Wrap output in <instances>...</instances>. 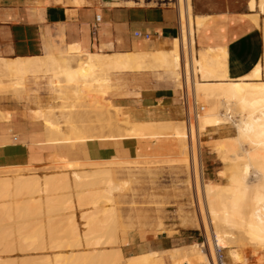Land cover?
Here are the masks:
<instances>
[{"label":"bare ground","instance_id":"1","mask_svg":"<svg viewBox=\"0 0 264 264\" xmlns=\"http://www.w3.org/2000/svg\"><path fill=\"white\" fill-rule=\"evenodd\" d=\"M61 2L62 0H57V3ZM76 4L80 5L81 0L77 1ZM176 6L179 35L172 39L168 49L135 50L109 55L96 54V52L83 53L77 56L0 59V91L4 92L3 89H7L5 81H3L4 78L8 79L9 89L17 94L27 78L47 77L51 82L53 92L56 94L59 107L56 112H53L54 110L42 111L40 113L41 121L47 124L46 134L55 144H68L69 141L63 140L64 137L61 134L59 116L70 118L72 121L75 119L71 117V112L65 110V102L72 101V107L76 103L82 104L80 101L85 98L84 94L87 92L100 94V98L104 101L108 93L107 88L111 73L163 71L171 74L175 79H180L181 76L187 97L192 96L195 101L202 102L207 106V108L203 106V111L198 114L193 122H173L175 125L173 135L180 145V155L185 157L184 164L190 165L186 156H190L193 160L191 166H193V184L197 202L195 209L199 211L202 227L207 237L206 243L196 244V247L206 246L208 248L211 257L208 255L207 248L205 251L209 264H211V258H215L217 249L226 252L230 264H243L245 259L243 260L241 254L234 247L248 245L253 248V252H264V64H258L241 79H228L226 71L227 53L225 50L197 51L195 48V33L201 26L203 19L191 16V0H176ZM248 6L250 12L258 7L264 9V0H250ZM6 91L8 93V89ZM98 95H96L97 98ZM57 113L59 116L56 115ZM93 113L95 118L103 119L108 125L111 126L113 123L109 116L104 115L99 110ZM125 117H121L125 123L130 120L133 125L131 133L128 134L134 140L136 120L131 114L129 120H126ZM115 120V124L118 126L120 119L115 118ZM119 126L118 128H120ZM83 128L80 133L81 136L90 131ZM208 129L231 130L230 135L215 139L213 146L217 157L225 168L219 172V176L225 179V184L204 182L201 178L198 151L201 135L206 133ZM113 137L117 136L113 135ZM82 141L84 143V140ZM80 143L82 142L80 141ZM85 165L87 166V164H76L75 166L72 164L69 175L66 173V176H71V178L64 177V181L60 180L63 188L66 187L68 190L71 188L73 191L77 182L84 181V184L81 183L84 187L87 183L85 181L89 179L93 181L92 177L94 178L95 175H99L101 172L106 173L100 171L102 168L100 170H82ZM30 166L31 164L28 163L21 166L0 168V170H6L0 171L1 211L9 213L16 210L23 215L35 213L30 207V201L33 198L37 175L29 173L34 170V167ZM26 172L28 174H21ZM108 172L104 178H109ZM102 180L104 181L101 179V182ZM17 181L22 183L16 185ZM73 184H75L74 188L71 187ZM103 184L104 187L107 186L106 188L110 187L109 190L101 188L102 192L104 191L103 194L101 192L104 195L102 198H107L109 201L112 198L111 191L114 184L110 178L108 183L105 184L104 182ZM37 187H39L38 184ZM114 189H116L115 186ZM75 190L77 191V188ZM28 191L30 192L27 201L22 203L20 199ZM22 204L27 205L28 208L23 209L25 206L20 208ZM19 205L21 206L19 207ZM113 216L115 215H112V220ZM111 227L109 228L107 225L103 231L98 229L89 231L86 227L81 231L61 229L56 236L52 234L57 231L50 233L48 239L33 236L30 240L26 239L24 244H29L28 248L32 247V251H42L48 245H54L62 239L71 238L73 243H70L68 249L73 250L81 247H88V249L68 253L55 252L52 260L54 263L76 264L79 257L87 250L94 254L90 259L104 258L108 262L117 263L122 259L120 245L124 236L123 233H121L122 236L119 234L121 231L117 230L118 228L114 230ZM125 241L127 242L124 238L122 244H126ZM5 246L4 243H0V248ZM155 254V252H149L132 256L128 258L125 264H163L162 259Z\"/></svg>","mask_w":264,"mask_h":264},{"label":"rangeland","instance_id":"2","mask_svg":"<svg viewBox=\"0 0 264 264\" xmlns=\"http://www.w3.org/2000/svg\"><path fill=\"white\" fill-rule=\"evenodd\" d=\"M68 1L63 0L66 4L76 3L79 0ZM84 1L81 0L80 5H84ZM87 1L90 2L92 0ZM191 2L193 6V14L196 15L197 13L194 9L193 0H191ZM151 3H153V1H151ZM167 7L176 9V0H171ZM191 16L193 15L191 14ZM259 16L262 21L261 30L264 41V9L259 7L256 8L253 12H250L249 18L256 25H259ZM109 79V85L107 88L108 93L104 101L100 98V94L98 95L87 92L84 94L85 98L80 101L82 104L76 103L74 107H72V101L65 102V110L71 112V117L75 120L72 121L70 118H62L58 113L56 114L60 119L59 127L61 129V134L64 137L63 140L69 141L66 145L65 151L68 150L72 152L74 154L73 157L75 158L79 147L81 146L77 142L81 141L83 143L82 140H84V143L93 141H119L121 138V140H133V137L131 138V136H129L133 125L129 120L131 111L128 109L129 101L126 99L136 95V91H140L147 87H170L175 91H178L180 96L181 89H184L181 76L180 79L172 77V82L162 76L154 74H111ZM7 80L4 78L3 81L6 83L5 87L8 89L9 94L6 93L7 89L4 88L3 91L5 93L0 91V95H7L14 98L21 96L32 97L34 99L33 105L36 106L35 109L40 106V113L42 111L45 112V110H54L53 112L57 111L56 109L59 107V102L56 99V94L53 92L51 82L47 77L39 76V78H27L17 94H14L13 91L9 89L10 86ZM96 95L99 97L97 98ZM121 98L126 99L121 100ZM188 98V110L191 113V96ZM105 101H108L106 103H109V105H106ZM177 101L182 107L183 118L176 122H181L185 120V112L187 108L182 105L180 99ZM197 102L207 108L206 104L199 101ZM98 110L104 115L110 117L111 122H113L111 126L103 119L99 120L98 118H95L96 116L93 112ZM123 116H126V120L129 121H126L125 123V120L122 119ZM115 118L120 119L118 122L120 128L115 124ZM41 125L44 134H46L45 128L47 124H45L44 121H41ZM84 126L85 128H83ZM82 128L90 131L81 136L80 133ZM230 131L231 130L217 131L214 129H208L206 133L201 135L198 158L201 169V178L204 182L211 181L219 184L226 183L225 179L219 176V172L225 170V168L219 157H217L218 155L214 151L213 146L215 144V139L230 135ZM113 135L117 137H113ZM205 136L206 138H204ZM134 140L143 143L142 149L144 151L150 150L148 145L150 142L157 143L164 140L169 141L170 146L173 148V152L164 154L166 155L164 157L142 154L131 159L111 157L106 160L96 161H70L58 156L56 149V144L58 143L55 144V142H53L46 134L47 143L54 148L53 154L46 165L34 168L31 165L30 167L34 170L29 172L37 175L36 186L34 187V193L32 195L34 199L32 198L30 201L31 206L29 205L35 213L32 215H23V213L16 210L10 211L9 213L0 210V243L6 245L5 247L0 248V264H59L52 261L53 256L56 253L84 251L88 249V247H81L73 250L68 249L70 243H73V240L71 238H66L60 240L57 244L48 245L45 250L32 251V247L28 248L29 244H24L25 240H30L33 236L48 239V236L51 235L50 233L57 231L52 234L56 236L61 229H77V231H81L86 227L89 231H95L97 229L103 231V229H105L104 227H107V225H109V228L112 226L111 228L114 230L118 228L117 230L121 231L119 233L121 236V233H123L124 237H122V239L124 240L125 238L127 240V242L125 241L126 244L128 241L139 238L144 239L145 236L154 233H162L163 235H168L170 237L177 235L179 238L190 236L191 238L187 240L190 245L187 246V249L184 252L179 251L168 256L164 253L155 252V256L163 259L164 264H209L205 251V248L207 247H196V244L206 243L207 237L202 227L199 211L198 209H195L197 202L195 186L193 184V166H191L193 165L192 158L186 156L190 161V165L186 166L183 162L185 157L180 155V145L175 138H173V140H143L137 138L135 133ZM144 141L146 143H144ZM72 164L74 166L76 164H87V166L85 165L82 167V170H100V168H102L103 170L101 169L100 171L106 173L103 174V172H101L99 175H95L94 178L92 177V179H94L93 181L86 178L89 180L85 181V183H87L84 187L82 186L84 181H81L76 183V187L75 184L71 186L72 188L75 187L73 191L71 188L68 190L64 187L67 189L65 190L61 181H64V177L71 178V176H68V173L72 170ZM107 172L109 178L116 187V189H114V186L112 185V198H110L109 201L106 196V199L102 198V196L104 197V195H102L104 191L102 192L101 190V188L108 190L110 188H106V185V187H104L103 184L104 182L105 184L108 183L109 178H104ZM66 173L68 174L67 176ZM21 174L25 175L28 174V172ZM70 178L67 179L70 180ZM45 179L50 181L47 182ZM101 179H104V181L102 180L103 183L101 182ZM21 183L22 182L17 181L15 184L20 185ZM37 184L39 187H37ZM102 185L103 187H100ZM76 188L77 191L75 190ZM0 190L2 191V189ZM67 191H69V193H67ZM29 192L30 191L27 193L25 192L22 195L20 199L22 203L27 201ZM71 192L73 193L71 194ZM20 206L21 205H19V207ZM20 208L25 209L28 207L27 205L22 204V207ZM112 212L115 215L113 216L114 221L112 220ZM123 240L121 241L120 248L126 245L125 243L122 244ZM48 248L53 249L49 250ZM129 248L130 247L128 246L125 248L126 253ZM234 248L239 254H241L240 256H242L243 260L245 259L243 264H264V252H253V248L248 245L236 246ZM207 251L209 257H211L208 248ZM222 253L225 263L230 264L226 252L222 251ZM93 256L94 254L87 250L79 257L76 264H120V262L121 264H125L128 260L127 256L123 257V254L122 259L117 263L108 262V260L104 258L90 259Z\"/></svg>","mask_w":264,"mask_h":264},{"label":"crops","instance_id":"3","mask_svg":"<svg viewBox=\"0 0 264 264\" xmlns=\"http://www.w3.org/2000/svg\"><path fill=\"white\" fill-rule=\"evenodd\" d=\"M249 1L193 0L196 15L191 2L192 15L203 19L195 33V48L225 50L230 80L241 79L263 64L262 21L259 16L256 25L249 18ZM84 2L78 5L63 0H0V59L154 51L170 48L172 39L179 35L176 9L161 0ZM96 15L100 22H96ZM136 32L141 37H135ZM111 74H154L171 82L173 77L163 71ZM179 97L178 91L170 87H147L132 97L121 98L129 101L128 109L136 120V137L173 140V122L183 118ZM33 103L32 97L0 95V168L28 163L40 167L49 162L54 148L46 141L40 106L35 109ZM78 143L81 146L76 158L65 151L67 144H57L58 156L70 161H96L111 157L131 159L142 154L164 157L173 152L165 140L148 143L149 151L135 140ZM190 238L154 233L128 241L121 250L127 258L149 252L168 256L184 252ZM127 246L130 248L126 253Z\"/></svg>","mask_w":264,"mask_h":264},{"label":"built area","instance_id":"4","mask_svg":"<svg viewBox=\"0 0 264 264\" xmlns=\"http://www.w3.org/2000/svg\"><path fill=\"white\" fill-rule=\"evenodd\" d=\"M162 2L170 3L171 0H165ZM100 20H101L100 16L96 15V22H100ZM134 36L135 37H141V34L139 32H136V33H134ZM144 37L147 38V35ZM188 97H187L186 90L181 89L179 99H180L182 105L187 108V110L185 112V120H184L186 123H189L190 121H194V119L197 118L198 114H200L203 111V106L200 105L197 101H195L191 96V113H190L188 110V104H189V98ZM211 264H225L224 256H223V253L220 249H217V251L215 253V258L214 259L211 258Z\"/></svg>","mask_w":264,"mask_h":264}]
</instances>
